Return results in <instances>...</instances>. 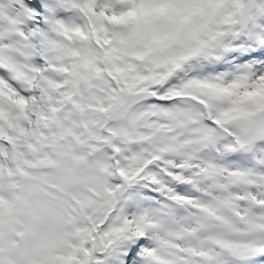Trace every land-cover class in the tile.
Returning a JSON list of instances; mask_svg holds the SVG:
<instances>
[{
	"label": "snow or ice",
	"instance_id": "6c2138e0",
	"mask_svg": "<svg viewBox=\"0 0 264 264\" xmlns=\"http://www.w3.org/2000/svg\"><path fill=\"white\" fill-rule=\"evenodd\" d=\"M0 264H264V0H0Z\"/></svg>",
	"mask_w": 264,
	"mask_h": 264
}]
</instances>
